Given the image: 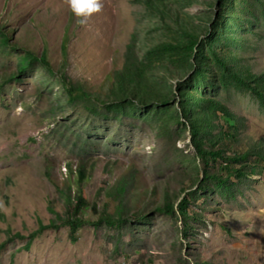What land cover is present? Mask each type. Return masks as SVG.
Returning a JSON list of instances; mask_svg holds the SVG:
<instances>
[{
  "label": "rangeland",
  "instance_id": "374dc122",
  "mask_svg": "<svg viewBox=\"0 0 264 264\" xmlns=\"http://www.w3.org/2000/svg\"><path fill=\"white\" fill-rule=\"evenodd\" d=\"M100 3L80 24L68 0H0V264H264V168L252 170L264 100L248 87L264 89V0ZM190 39L196 50H183ZM27 51L35 58L22 69ZM127 59L144 80L122 101L111 75ZM63 79L102 104L71 100ZM227 130L225 154L253 152L218 188L203 169L226 161L206 168L196 143L209 150ZM80 164L86 222L73 239L63 195L76 194ZM121 179L131 183L118 194ZM166 199L175 214L158 210Z\"/></svg>",
  "mask_w": 264,
  "mask_h": 264
},
{
  "label": "trees",
  "instance_id": "16d2710c",
  "mask_svg": "<svg viewBox=\"0 0 264 264\" xmlns=\"http://www.w3.org/2000/svg\"><path fill=\"white\" fill-rule=\"evenodd\" d=\"M5 42H7V38H5ZM198 41L196 39H190L188 41L187 44L182 45L181 47H184L183 50H188V51H195L196 47H197ZM179 47V45H170L168 46L169 50H176ZM186 48V49H185ZM63 49L65 50V46L63 45ZM35 58L34 54L32 52L27 51L26 54L22 55L20 58V64H21V68L22 69H26L28 67V65L31 62V59ZM40 60L45 63V65H47L49 67V62L47 60V56L45 54H43L40 57ZM219 60V59H218ZM130 60L127 59L126 63H124V66L120 69H116L113 72V75H111L112 80L113 79H118V83H117V91L116 94L118 96V98L122 101L124 100H129V99H134L137 94L139 93V91L137 90V84L136 82H138L139 84L143 82L144 80V76H143V71H142V67L140 65H137L134 63L129 62ZM220 63L223 64L224 68H228L227 65L222 62L221 60H219ZM232 75L239 80L242 83H247L246 79L241 75L240 71H234L232 72ZM9 79V78H8ZM63 85L66 88V91L68 92L69 98L71 100H75L76 98H82L83 100H85L86 102H88V109L94 111L99 107L100 101L98 100L97 96L92 95L91 93H88L86 91L83 90V87L81 85H75L73 84V82L71 81H66V79H63ZM136 84V85H135ZM251 84V83H250ZM252 91H254L258 97H260L261 99L264 100V89L263 88H259L254 86L253 84L248 86ZM112 90V89H111ZM183 93V92H182ZM185 96V102H183L182 105H184L183 110L185 112L188 111L189 105H191V100L189 98H191V96H189V93L184 92ZM211 105H215L214 102H211ZM211 109V108H210ZM224 110V109H223ZM225 119H228L226 114H223ZM195 125V124H194ZM192 127V132L195 136L199 135V129H197L196 126ZM233 127H231L232 129ZM224 138H229V139H234L235 135L233 132H231V130H227L224 131L223 133L220 134V136H218L219 139V143L216 142V144L214 143L213 148L209 149V150H205L202 148V139L201 141H198L197 144V148H198V154L204 159L205 161V166L207 165L208 161H212V162H216V160H218L219 158L222 160H225L226 162L223 164L218 165V170L215 172H210L208 171V169H203V171H205V177H204V182H211V180L216 182V185L218 188L222 187L223 185H226V182L228 181V179L230 178V176L232 175H242L244 174V172L246 171V169L244 168H236L233 164L234 161H248L249 159V155H251L250 150L249 151H245L242 154L239 153H234L232 155H228L225 154V148L227 146H225V144L227 145L226 141L223 140ZM221 142L224 143L223 145H221ZM221 147H220V146ZM220 147V149H218V147ZM225 146V148H224ZM216 147V148H215ZM264 149L261 151L259 149H257L256 152L254 153V159H253V165H252V170L253 171H260V169L264 168V153H263ZM207 168V166H206ZM70 171L72 172V166H70ZM225 173V174H224ZM225 175V176H223ZM87 175H86V169L85 166L83 164H80L77 166L76 168V184L79 185L76 194L74 196H72V193H66L63 195L64 198V202L66 204V213L65 216L63 218V223L67 226H69V231L71 234V237L73 239H75V234L77 232V230L79 229L80 226H82L84 224V222H86V220L82 217V211L85 209V207H87V201L86 198L84 197L83 194V190H82V186H80L81 183L84 182V180L86 179ZM131 183V182H130ZM130 183L128 182L127 179H121L118 183L117 186V192L118 194H122L125 193L126 190H128V185H130ZM70 188V187H69ZM190 195H188V197H184L183 199L180 200L179 204H178V212H180V214L182 216H184L185 221H184V227L182 230V234L187 237L188 234L191 232V230H193V226L191 223V219L193 218V216H190L189 214V204H190ZM93 209H95V205L92 206ZM158 210L161 212H166L170 215H173L176 213V209H175V205L173 202H171L170 200L168 201V199H166L165 203L163 205H161L160 207H158ZM110 223H114V219H107ZM54 226V223H51L49 225H43L41 224V227L31 233V239L28 241L26 247H29V243L30 241L40 232H42L45 228L47 227H52ZM17 237H23L20 233H16L11 235L8 240L17 238ZM7 241L0 243V251L1 249H3L6 245Z\"/></svg>",
  "mask_w": 264,
  "mask_h": 264
},
{
  "label": "clouds",
  "instance_id": "9594fccd",
  "mask_svg": "<svg viewBox=\"0 0 264 264\" xmlns=\"http://www.w3.org/2000/svg\"><path fill=\"white\" fill-rule=\"evenodd\" d=\"M69 6L73 14L78 18L77 22L84 24L86 18L93 12H97L101 8L100 0H68Z\"/></svg>",
  "mask_w": 264,
  "mask_h": 264
}]
</instances>
